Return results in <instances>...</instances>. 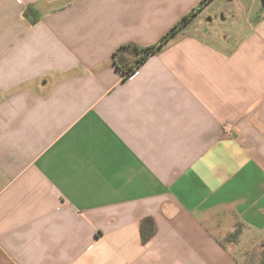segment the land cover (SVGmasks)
<instances>
[{"label": "crops", "instance_id": "crops-1", "mask_svg": "<svg viewBox=\"0 0 264 264\" xmlns=\"http://www.w3.org/2000/svg\"><path fill=\"white\" fill-rule=\"evenodd\" d=\"M263 239V0H0V264H243Z\"/></svg>", "mask_w": 264, "mask_h": 264}, {"label": "trees", "instance_id": "trees-1", "mask_svg": "<svg viewBox=\"0 0 264 264\" xmlns=\"http://www.w3.org/2000/svg\"><path fill=\"white\" fill-rule=\"evenodd\" d=\"M264 2V0H263ZM26 16L36 15V11L33 8H28L26 10ZM195 16V12H190L186 17H184L181 22L178 24V28L183 30L191 19ZM35 22V19L31 20ZM163 39L158 42V44L146 48L138 47L134 44H128L120 47L112 56L113 63L116 68L122 72L125 76L129 75L135 67L140 65L147 58L148 55L153 53L155 50H158L163 45ZM140 238L142 243H147L156 233V227L153 221L150 218H144L140 223ZM243 230V224L237 223L235 230L226 236L222 241V244H236L240 238V235ZM243 264H264V239L261 243V249L259 251V255L255 259L250 260L249 262Z\"/></svg>", "mask_w": 264, "mask_h": 264}, {"label": "rangeland", "instance_id": "rangeland-1", "mask_svg": "<svg viewBox=\"0 0 264 264\" xmlns=\"http://www.w3.org/2000/svg\"><path fill=\"white\" fill-rule=\"evenodd\" d=\"M259 251H260L259 246L258 247L256 246V247L253 248L252 252L251 251H248L247 253H244V255H245V261H244V263L249 262L250 260H253V258L256 261V258L259 255ZM239 255L241 256L243 254H240L239 253ZM242 258H243V256H242Z\"/></svg>", "mask_w": 264, "mask_h": 264}]
</instances>
